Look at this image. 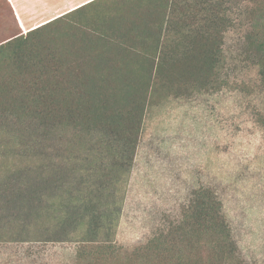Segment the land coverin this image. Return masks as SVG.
<instances>
[{
	"label": "rangeland",
	"instance_id": "1",
	"mask_svg": "<svg viewBox=\"0 0 264 264\" xmlns=\"http://www.w3.org/2000/svg\"><path fill=\"white\" fill-rule=\"evenodd\" d=\"M113 1L119 0L94 5ZM216 1L232 6L237 19L222 43L229 86L185 91L179 97L166 93L148 105L132 167L123 180L116 179L120 173L109 137L93 123L62 122L47 130L36 124L0 126V264H169L170 259L264 264V128L255 120L256 111H264V90L257 84V66L248 49L250 16L243 11L254 4L211 3ZM80 3L0 0V44ZM114 14H107L110 21ZM99 17L93 24L106 32ZM107 32L113 43L109 50L120 54L141 51L140 41L152 39L142 30ZM233 83L242 88H233ZM201 186L217 193L234 241L232 258L223 262L215 258L217 248L202 244L198 251L194 233L184 240L173 228ZM95 222L103 225L100 236L113 243L109 254L99 252L97 261L93 252L83 258L78 252ZM155 239L164 240L162 248H149ZM138 248L145 249V256L133 254Z\"/></svg>",
	"mask_w": 264,
	"mask_h": 264
},
{
	"label": "trees",
	"instance_id": "2",
	"mask_svg": "<svg viewBox=\"0 0 264 264\" xmlns=\"http://www.w3.org/2000/svg\"><path fill=\"white\" fill-rule=\"evenodd\" d=\"M97 1L0 44V126L36 124L47 130L62 122L93 123L105 131L117 155L119 182L132 167L148 105L166 93L179 97L185 91H218L229 86L222 43L237 19L225 1L119 0L101 7L94 5ZM251 2L253 6L238 9L239 14L250 16L248 49L257 66V84L264 90V0ZM111 10L116 14L110 21L107 14ZM99 16L106 32H98V25L93 24ZM123 29L142 30L152 39L140 41L141 51L120 54L109 50L113 43L107 31ZM90 61L93 64L87 65ZM232 87L242 85L233 83ZM255 114L264 128V111ZM222 209L217 193L201 186L184 206L181 223L173 227L184 240L194 233L200 243L195 244L198 251L202 244L217 248L215 258L220 262L232 258L236 250ZM95 223L88 226L81 241L80 258L93 252L97 261L99 252L107 255L113 248L109 239L100 236L103 225ZM92 232L95 237L89 238ZM164 244L155 239L149 248ZM140 249L133 254L145 256V249ZM172 261L189 264L174 259L167 263Z\"/></svg>",
	"mask_w": 264,
	"mask_h": 264
},
{
	"label": "crops",
	"instance_id": "3",
	"mask_svg": "<svg viewBox=\"0 0 264 264\" xmlns=\"http://www.w3.org/2000/svg\"><path fill=\"white\" fill-rule=\"evenodd\" d=\"M71 1H76V0H64V4H67L68 2H71ZM79 1H82V3L79 4V6H80V5L85 4L86 2H89L92 0H79ZM29 2L32 3L33 5H36V1H29ZM33 16H35L34 13H33ZM43 23H45V22H43Z\"/></svg>",
	"mask_w": 264,
	"mask_h": 264
},
{
	"label": "bare ground",
	"instance_id": "4",
	"mask_svg": "<svg viewBox=\"0 0 264 264\" xmlns=\"http://www.w3.org/2000/svg\"><path fill=\"white\" fill-rule=\"evenodd\" d=\"M63 14H64V13H63ZM2 23H3V22H2ZM13 24H14V23H13ZM39 25H41V24H37L35 27H37V26H39ZM14 26H15V25H14ZM17 27H18V26H17ZM11 29H12V28H11ZM15 29H16V28H15ZM15 29H14V30H15ZM10 31H12V30H10ZM21 31H22V30H20V32H21ZM6 32H7V31H6ZM16 32L19 33V31H16ZM2 33H3V32H2ZM14 33H15V32H14ZM9 34H10V32H9ZM9 34H8V35H9ZM1 36H3V35H1ZM9 38H10V37H9Z\"/></svg>",
	"mask_w": 264,
	"mask_h": 264
}]
</instances>
